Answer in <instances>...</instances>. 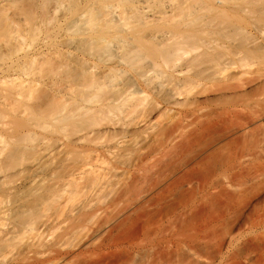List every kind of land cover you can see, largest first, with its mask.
I'll list each match as a JSON object with an SVG mask.
<instances>
[{
    "label": "bare ground",
    "instance_id": "6f19581e",
    "mask_svg": "<svg viewBox=\"0 0 264 264\" xmlns=\"http://www.w3.org/2000/svg\"><path fill=\"white\" fill-rule=\"evenodd\" d=\"M64 2L1 3L10 50L21 20ZM70 3L49 41L0 68V264H119L138 239L155 250L144 264H166L165 229L133 228L236 176L264 142V0ZM245 203L227 254L191 264H264V191Z\"/></svg>",
    "mask_w": 264,
    "mask_h": 264
},
{
    "label": "rangeland",
    "instance_id": "374dc122",
    "mask_svg": "<svg viewBox=\"0 0 264 264\" xmlns=\"http://www.w3.org/2000/svg\"><path fill=\"white\" fill-rule=\"evenodd\" d=\"M5 2H6V0H0V4L5 3ZM71 7H72V4L70 3V0H68V2H66V0H65L63 6L61 8H58L57 12L55 14L51 10L49 15L52 17L54 16L53 17L54 19H51L49 15L44 16L41 13V10L39 8H37L35 10V14H34L35 16H33V18L31 17L32 19L29 18L27 21L21 20L20 24H21L23 40H22L21 44H19L15 50H10V46L12 45V43L11 44L6 43L5 40L7 37L4 36L5 33L3 31L0 32V54L3 53V51L5 54L3 57L0 56V68L5 67L7 64L11 63L13 60H15L19 57H23L26 54L33 53L35 50H37L39 47H41L45 44L46 39H47V41H49V38H46L48 33H50L51 31L54 30V28L52 29V27H55V24L57 25V23H58L57 20H59L60 18L61 19L64 18V17H62V16H65L64 14L70 15ZM158 7H159L158 5L153 3L154 12L157 14L158 13L160 14L159 11H161V8L159 7L160 8L159 9ZM66 12H68V13H66ZM8 13L12 16L15 15L14 6H11L8 9ZM57 13H58V15H57ZM62 13H64V14L62 15ZM60 15H61V17H60ZM15 16H17V15H15ZM21 17H23V16H21ZM52 21L53 22L56 21V23L55 22L53 23ZM49 28H51V30ZM13 42H15V41L13 40ZM204 96H205V94H203L202 98H204ZM219 99L220 98L215 99L212 102H206L203 105L206 108H211V107H220L226 103V99H220V100ZM236 146L234 148H236ZM242 146H244V144ZM255 152L257 155L255 154ZM254 154L255 155L252 154V156H249V157L241 160L242 164H238L239 167L237 169H235L236 176H232L230 178H228V177L227 178L226 177L221 178L219 180L220 181L219 185L211 188V190L207 194L203 193V192H199L192 202L183 203V202H181V199L184 198V196H185L184 193L176 192L173 196L171 195L165 201V203L169 202L170 205L168 204V206L172 209H170L169 207H168L169 209L163 208V207H166L165 203H164V206L162 208L166 211H163L162 208L157 209L158 212L155 209L149 210V211H151L150 213L148 211L147 215L149 214V217L152 216L151 218H153L152 219L153 221L147 216V219L149 218L148 221H147L146 217H144V218H142V221L143 220L145 221V222L143 221L144 223L142 221L138 222V225H136L137 228L139 227L142 229L143 228L142 226L148 222V224H146V225L151 226L152 229H156L159 227L162 228L161 229L162 231H163V229H165L164 231H166V234H165V232L160 233V236H162L164 238V240L160 241L159 248L163 253L166 251L164 254L167 253L166 254L167 256L163 255V256H165V260H167V261H165L166 264H171V263L172 264H175V263L176 264H188L189 261L191 264L192 259H193V258H190L191 255L192 256L193 255L194 256L199 255L201 257L207 256L206 257L207 259L214 257V255H215L214 253H216V251H218V247H220L219 245L222 244V239H223L222 235H224V233L222 234V231H226L225 227L229 225V222L235 223L237 221V224L243 223V213L242 212H243L245 204H246L245 202H247L250 198H252L253 195L260 193L262 190L264 191V142H261V141L259 142L258 147L255 148V150H254ZM260 166H261V168H260ZM243 173H245V174H243ZM239 175H241V176H239ZM256 175H258V176H256ZM185 188H187V186ZM226 189H228V190H226ZM247 189L248 190L250 189V190L248 191ZM251 189H253V190H251ZM238 190H240V192H243V194L239 193ZM230 191H232V192H230ZM224 193H226V194H224ZM244 195H246V196H244ZM228 198H230V199H228ZM231 198L233 201L231 200ZM236 198H237V200H236ZM222 199L223 200L225 199V201H221L219 203L218 201H220ZM229 201L233 202V203L231 204V203H229ZM203 208H204V211H203ZM219 208L221 209V211ZM207 211H208V213H206ZM151 213H155L154 214L155 216L152 215ZM161 213L163 214L162 216L164 219L163 218L161 219V217L156 216L158 214L161 215ZM154 218L156 220H154ZM211 218H212V220H211ZM160 222H161V225L159 226ZM177 222H179V223H177ZM225 223H227V224H225ZM146 225H144L145 226L144 231L139 229V228H138L139 230H137L136 227L133 228V230H134L133 232H136L135 235L138 234L137 238L139 235L143 236V233L146 231L145 229L148 227ZM169 226H170V228H169ZM137 231H141V232L143 231V232H142V234H141V232H139L140 233L139 234ZM133 232H132V235L134 234ZM153 232H154V230H153ZM216 232L219 233V236H216V235H218ZM210 233H211V235H210ZM207 234L209 236H207ZM204 235H206L208 237V240H207V238L204 239L206 237V236L204 237ZM202 236H203V238H202ZM212 236H213V238H212ZM132 237L137 239L136 236H134V235ZM140 241H143V240L138 239V242H136V244L134 245V248L132 250V252L134 251L135 255L132 253L133 256L131 255L132 256L131 258H125L127 260L125 262H119V264H142V263L144 264L145 262H147V260H149V258L151 260V254L155 250L152 249L151 245L149 243H147V241L146 242L145 241L140 242ZM137 243H138V245H137ZM178 243H180V244H178ZM218 243H219V245H218ZM181 244L184 246L180 247ZM189 244H190V247H189ZM191 244L192 245L196 244L198 246H199V244H202L204 246L207 245V247L211 248L212 250H210V253L206 254V252L208 251L207 250L208 248L206 246H205L206 252H204L205 251L204 248H203L204 251L202 250V247H204V246L201 245L200 246L201 250H200L199 247L196 248L195 246H193V247H195V248H193ZM176 245H178V246H176ZM214 245L215 246L218 245V246L215 247ZM161 246L163 249L161 248ZM182 247L185 249L183 250ZM190 248H193L194 251H191L192 249H190ZM220 249H222V250H220ZM138 250L139 251L141 250V251L138 252ZM201 251H203L205 254ZM136 252H137V254H136ZM178 252L180 253V255ZM219 252H220L219 254L216 253V254H218V256H225L227 254L226 245H224L223 247L221 246L219 248ZM176 253H178V254H176ZM181 253L184 254L186 258H184V255L182 256ZM209 255H210V257H209ZM147 256H149V258ZM168 256H170V261L168 258H166ZM179 256H180V259H179ZM187 256H189V257H187ZM215 256H217V255H215ZM181 257H182V259H181ZM172 260H174V261L178 260V261L173 263L174 261H172Z\"/></svg>",
    "mask_w": 264,
    "mask_h": 264
}]
</instances>
